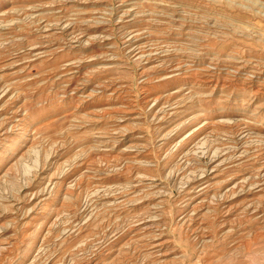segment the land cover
<instances>
[{"label": "rangeland", "instance_id": "1", "mask_svg": "<svg viewBox=\"0 0 264 264\" xmlns=\"http://www.w3.org/2000/svg\"><path fill=\"white\" fill-rule=\"evenodd\" d=\"M0 264H264V0H0Z\"/></svg>", "mask_w": 264, "mask_h": 264}, {"label": "bare ground", "instance_id": "2", "mask_svg": "<svg viewBox=\"0 0 264 264\" xmlns=\"http://www.w3.org/2000/svg\"><path fill=\"white\" fill-rule=\"evenodd\" d=\"M168 79H171L172 77L170 76V77H167ZM172 82V81H171ZM166 88V87H165ZM26 134V133H25ZM34 243V242H33ZM34 247V246H33ZM32 249V248H31ZM30 249V250H31ZM29 253V252H28ZM28 255V254H27ZM30 256V255H29ZM26 259V258H25ZM19 262V261H18ZM21 262V261H20ZM25 262V261H24Z\"/></svg>", "mask_w": 264, "mask_h": 264}]
</instances>
